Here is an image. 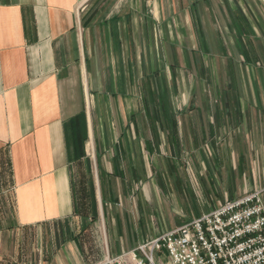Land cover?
<instances>
[{"label": "crops", "instance_id": "0c3cea01", "mask_svg": "<svg viewBox=\"0 0 264 264\" xmlns=\"http://www.w3.org/2000/svg\"><path fill=\"white\" fill-rule=\"evenodd\" d=\"M253 191L264 0H0V264H104Z\"/></svg>", "mask_w": 264, "mask_h": 264}, {"label": "built area", "instance_id": "2783aa9c", "mask_svg": "<svg viewBox=\"0 0 264 264\" xmlns=\"http://www.w3.org/2000/svg\"><path fill=\"white\" fill-rule=\"evenodd\" d=\"M104 264H264L260 191L226 201Z\"/></svg>", "mask_w": 264, "mask_h": 264}, {"label": "rangeland", "instance_id": "374dc122", "mask_svg": "<svg viewBox=\"0 0 264 264\" xmlns=\"http://www.w3.org/2000/svg\"><path fill=\"white\" fill-rule=\"evenodd\" d=\"M194 158L195 157L189 156L188 153L186 152V153L183 154V156L180 159H178V162H179L178 164L181 165L189 175H191V173H192L190 167L191 166H194V163H195ZM151 172H152V175H153L152 178H154V172H153V170H151ZM193 208H194L193 209L194 212H197V210H198L197 209V206L194 205ZM184 214H185V216H189V217H192L193 216L192 211L189 210L187 207L184 210ZM192 219H194V218H192ZM189 221H191V220L188 219L186 221V223H188Z\"/></svg>", "mask_w": 264, "mask_h": 264}]
</instances>
